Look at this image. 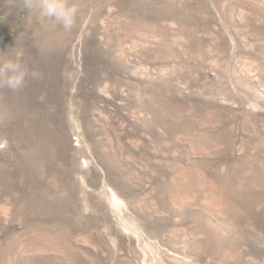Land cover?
<instances>
[{"label":"rangeland","instance_id":"obj_1","mask_svg":"<svg viewBox=\"0 0 264 264\" xmlns=\"http://www.w3.org/2000/svg\"><path fill=\"white\" fill-rule=\"evenodd\" d=\"M0 0V264H264V0Z\"/></svg>","mask_w":264,"mask_h":264},{"label":"clouds","instance_id":"obj_2","mask_svg":"<svg viewBox=\"0 0 264 264\" xmlns=\"http://www.w3.org/2000/svg\"><path fill=\"white\" fill-rule=\"evenodd\" d=\"M26 6L41 16L59 21L65 29L72 27L77 13V9L68 7L64 0H28ZM39 76L38 71L30 70L21 63L18 56L7 58L0 63V85L9 89H20L29 77L39 78Z\"/></svg>","mask_w":264,"mask_h":264}]
</instances>
